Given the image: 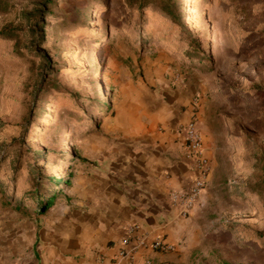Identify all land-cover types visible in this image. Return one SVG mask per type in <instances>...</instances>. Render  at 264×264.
Segmentation results:
<instances>
[{
	"label": "rangeland",
	"instance_id": "obj_1",
	"mask_svg": "<svg viewBox=\"0 0 264 264\" xmlns=\"http://www.w3.org/2000/svg\"><path fill=\"white\" fill-rule=\"evenodd\" d=\"M166 82L219 141L182 264H264V0H0L4 208L32 215L38 183L81 158L128 85Z\"/></svg>",
	"mask_w": 264,
	"mask_h": 264
},
{
	"label": "crops",
	"instance_id": "obj_2",
	"mask_svg": "<svg viewBox=\"0 0 264 264\" xmlns=\"http://www.w3.org/2000/svg\"><path fill=\"white\" fill-rule=\"evenodd\" d=\"M165 85L158 91L128 85L119 107L106 116L101 134L84 141L81 158L66 163L70 167L63 177H50L54 188L44 196L52 197L47 211L37 210V200L25 205L32 215L20 218L0 198V264L185 261L208 215L219 141L202 115L198 125L210 172L196 207L183 215L170 194L200 176L178 132V126L192 119V100ZM133 225L147 245L132 242L130 256H122V241ZM156 239L175 245V251L152 250Z\"/></svg>",
	"mask_w": 264,
	"mask_h": 264
},
{
	"label": "built area",
	"instance_id": "obj_3",
	"mask_svg": "<svg viewBox=\"0 0 264 264\" xmlns=\"http://www.w3.org/2000/svg\"><path fill=\"white\" fill-rule=\"evenodd\" d=\"M178 132L184 139L187 155L193 167L200 173V176L190 183L186 188L172 191L170 194L174 206L178 207L183 215L188 216L199 202L202 192L207 184V177L210 172V162L204 156V138L199 128L198 121L191 119L188 123L180 125ZM127 237L123 239L122 256H130L127 252L128 246L136 242L138 246H146L147 241L144 236H138V226L133 225L128 229ZM152 250L160 253H171L175 251V245L164 239H156L151 243ZM145 264H153L152 260H147ZM161 264H171L162 262Z\"/></svg>",
	"mask_w": 264,
	"mask_h": 264
},
{
	"label": "trees",
	"instance_id": "obj_4",
	"mask_svg": "<svg viewBox=\"0 0 264 264\" xmlns=\"http://www.w3.org/2000/svg\"><path fill=\"white\" fill-rule=\"evenodd\" d=\"M52 182H53L52 178H43V179H41V182L38 183V185H41L43 188L46 189L47 194H45V195H49V194H51L53 192V188L54 187L52 185ZM49 183H50L51 186L49 185ZM252 190H254V189H252ZM34 197L37 199L39 197V194H37L36 196L33 195V198ZM51 198L47 196L45 199L43 198L41 200H38L37 210H45V211H47L48 208L50 207V199Z\"/></svg>",
	"mask_w": 264,
	"mask_h": 264
}]
</instances>
